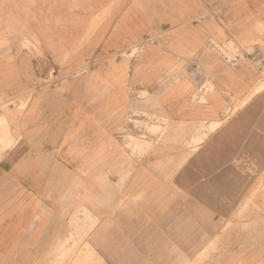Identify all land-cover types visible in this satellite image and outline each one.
I'll list each match as a JSON object with an SVG mask.
<instances>
[{
  "label": "crops",
  "instance_id": "0c3cea01",
  "mask_svg": "<svg viewBox=\"0 0 264 264\" xmlns=\"http://www.w3.org/2000/svg\"><path fill=\"white\" fill-rule=\"evenodd\" d=\"M13 1L0 95L59 82L9 103L0 262L264 264V0ZM131 108L167 121L141 156Z\"/></svg>",
  "mask_w": 264,
  "mask_h": 264
},
{
  "label": "rangeland",
  "instance_id": "374dc122",
  "mask_svg": "<svg viewBox=\"0 0 264 264\" xmlns=\"http://www.w3.org/2000/svg\"><path fill=\"white\" fill-rule=\"evenodd\" d=\"M10 2V3H9ZM13 0H0V50L9 49V26H5L6 23H9V4L12 5ZM13 12V11H12ZM24 47H31L32 45L25 42ZM228 51H231L233 55L238 54V50L233 48L232 44L227 45ZM137 52V48H134L132 51V55ZM45 77L36 78L33 81V86L31 89L21 92L19 95L9 96L5 94L0 95V158L4 154V152L9 148L12 139H9V103H11L12 99H20L22 100L34 97L37 94V87H45L48 88L53 86L55 83L59 82V76L50 68L46 70ZM80 73L72 76V78L80 77ZM262 85L256 89V91L260 90ZM145 94L137 93L138 97H143ZM22 103V102H21ZM22 106L18 108L20 111ZM131 114L126 117L125 125L119 127L116 130L117 136H121V140L125 142L127 148L130 149L132 156H141L145 153H150L155 149L154 143L151 141V138L157 137L160 143L163 140V135L167 129V121L160 117L154 115V121H151V117L149 114L145 112H140L137 109L131 108ZM215 124L211 127L213 129ZM162 138V139H161ZM155 139V138H154ZM79 213V212H78ZM80 215V214H79ZM81 225H79L78 230L79 234L82 236L78 237L76 240V236L69 235L68 239L63 242L62 245V255L61 258L63 261L73 255L77 258H92L93 261L97 258L95 252L90 248V246L85 242L87 232H89L92 227V220L90 216L84 211L83 217L79 220ZM89 223V224H87ZM88 225V227H87ZM95 225V222L92 224ZM86 227V228H85ZM75 233V232H74ZM76 234V233H75ZM75 247L78 246V249L69 250L67 253L65 252V246L71 244ZM225 242L222 243V250L208 251L202 258L208 260L210 257H213L214 253L221 252L223 255L227 253L224 249ZM146 263V262H145ZM0 264H6V262ZM34 264H105L104 262H34ZM147 264V263H146ZM164 264V263H163ZM181 264V263H179ZM189 264H197L196 262H190ZM209 264V262H206Z\"/></svg>",
  "mask_w": 264,
  "mask_h": 264
}]
</instances>
